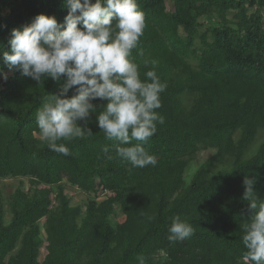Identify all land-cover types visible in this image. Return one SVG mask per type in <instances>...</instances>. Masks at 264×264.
<instances>
[{
  "label": "trees",
  "instance_id": "trees-1",
  "mask_svg": "<svg viewBox=\"0 0 264 264\" xmlns=\"http://www.w3.org/2000/svg\"><path fill=\"white\" fill-rule=\"evenodd\" d=\"M137 2L145 27L131 57L142 81L154 70L166 84L155 110L164 124L143 145L155 165L132 167L116 156L96 113L87 123L92 135L58 142L70 155L49 150L35 113L66 78L37 82L0 61L8 75L0 77V179L30 182L13 195L9 221L0 201V264H138L139 254L147 264H243L242 227L253 214L245 176L256 178L264 198V141L253 151L264 135V0ZM39 14L63 24L68 9L64 0H0V54L11 31ZM206 18L217 23L206 26ZM92 103L100 111L106 102ZM203 150L215 155L193 169ZM63 183L93 198L74 206L59 188L55 206L53 188ZM118 209L122 224L114 221ZM177 215L194 231L172 242Z\"/></svg>",
  "mask_w": 264,
  "mask_h": 264
},
{
  "label": "clouds",
  "instance_id": "clouds-1",
  "mask_svg": "<svg viewBox=\"0 0 264 264\" xmlns=\"http://www.w3.org/2000/svg\"><path fill=\"white\" fill-rule=\"evenodd\" d=\"M64 4L68 14L63 24L39 14L30 25L11 31L10 49L0 54L9 71L15 69L34 81L66 78L59 93L48 95L35 113L41 139L49 150L68 156L69 148L58 142L92 135L87 123L96 113L105 137L117 142L112 145L116 156L132 167L155 165L156 157L143 145L157 124H164L155 110L161 107L166 84L154 70L147 71L142 81L131 57L145 27L137 0H64ZM0 77L8 79L2 68ZM96 99L106 102L100 111L92 103ZM103 152L107 159L113 158L108 146ZM256 182L255 177L243 179V199L253 212L242 227L243 264H264V198L257 197ZM168 231V239L176 242L190 237L194 229L177 215ZM136 260L147 264L143 254Z\"/></svg>",
  "mask_w": 264,
  "mask_h": 264
},
{
  "label": "rangeland",
  "instance_id": "rangeland-1",
  "mask_svg": "<svg viewBox=\"0 0 264 264\" xmlns=\"http://www.w3.org/2000/svg\"><path fill=\"white\" fill-rule=\"evenodd\" d=\"M169 9H171V6H169ZM204 22L206 23V26L217 23L216 20H212L211 18L204 19ZM263 141H264V135H262L258 139V141L253 147V151H255V148H257ZM214 155H215V151L213 150L200 151L193 161V169L198 168L202 163L209 160ZM193 172H195V170ZM189 179L190 178H188L187 181H189ZM29 187H30V182L28 179H25V178L0 179V201H2L4 205L6 221H9L11 218L10 202L12 200L13 195L17 191V189L23 188L24 190H28ZM59 188H62L64 190L68 198L71 200L72 205L74 206L85 207L87 202L93 198V196L87 194L83 190L79 188H75L68 183H63L62 185H59L53 188V198H54L55 206L57 205V202H58L56 200V195L59 191ZM100 199H102V197ZM114 221L116 224H122L125 221V217L124 215L121 214L119 209H118V212L116 213V216L114 217ZM45 226H46V220L43 219L39 222L40 234L44 240V245L41 248V261L44 260L45 255L47 254Z\"/></svg>",
  "mask_w": 264,
  "mask_h": 264
}]
</instances>
